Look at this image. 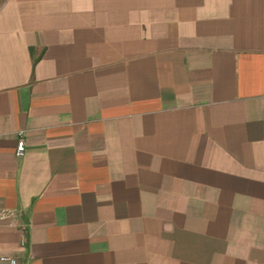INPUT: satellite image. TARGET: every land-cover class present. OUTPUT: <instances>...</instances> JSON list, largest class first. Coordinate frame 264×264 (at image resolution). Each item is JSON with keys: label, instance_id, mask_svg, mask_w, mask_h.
<instances>
[{"label": "crops", "instance_id": "obj_1", "mask_svg": "<svg viewBox=\"0 0 264 264\" xmlns=\"http://www.w3.org/2000/svg\"><path fill=\"white\" fill-rule=\"evenodd\" d=\"M2 212L18 264H264V0H0Z\"/></svg>", "mask_w": 264, "mask_h": 264}, {"label": "built area", "instance_id": "obj_2", "mask_svg": "<svg viewBox=\"0 0 264 264\" xmlns=\"http://www.w3.org/2000/svg\"><path fill=\"white\" fill-rule=\"evenodd\" d=\"M24 138L22 137L21 131L19 132V137H18V143L16 147V153L21 154L24 150ZM4 213L2 212L0 214V217H2ZM0 264H18V261L15 256L10 255V254H4L0 253Z\"/></svg>", "mask_w": 264, "mask_h": 264}]
</instances>
